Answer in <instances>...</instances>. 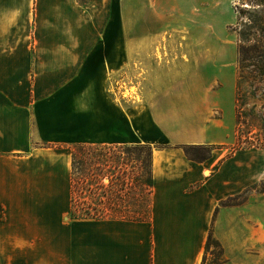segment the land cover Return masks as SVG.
<instances>
[{"label":"crops","instance_id":"crops-1","mask_svg":"<svg viewBox=\"0 0 264 264\" xmlns=\"http://www.w3.org/2000/svg\"><path fill=\"white\" fill-rule=\"evenodd\" d=\"M137 1L205 8L192 20L207 27L231 0ZM123 5L0 0V264H264V149L229 151L234 48L124 46ZM140 63L164 72L155 104L112 91ZM77 143L150 146L147 220L70 214ZM184 144L209 156L190 159Z\"/></svg>","mask_w":264,"mask_h":264},{"label":"rangeland","instance_id":"rangeland-1","mask_svg":"<svg viewBox=\"0 0 264 264\" xmlns=\"http://www.w3.org/2000/svg\"><path fill=\"white\" fill-rule=\"evenodd\" d=\"M259 1L231 0L227 4L229 9L227 5L218 8V16L223 19V23L207 24V27L206 24L201 26L200 22L192 20L194 15L201 19L207 12L205 8L137 6V0H124L122 7L124 46L155 49L166 46L234 48L236 122L230 152L245 148L264 149V6L258 4ZM239 32H243L244 37H240ZM144 67L140 63L134 69L128 67L123 70L117 77V83L112 82V91H123L125 102L133 100L142 105L155 104L166 90L163 85L164 72L147 71ZM204 146L206 148H200L194 155H207L210 146ZM99 149L97 147V152H105L107 157L120 156L133 161L137 156L143 158L147 148H130L135 154L124 153V147L106 148L105 151ZM71 151L72 146L70 154ZM132 161L127 163L128 166L134 164ZM133 171L137 172L138 168H133ZM219 251L217 244L210 241L206 258L210 260L212 253L217 254Z\"/></svg>","mask_w":264,"mask_h":264},{"label":"trees","instance_id":"trees-1","mask_svg":"<svg viewBox=\"0 0 264 264\" xmlns=\"http://www.w3.org/2000/svg\"><path fill=\"white\" fill-rule=\"evenodd\" d=\"M258 4L264 6V0H260ZM239 35L244 37L243 32H239ZM145 146L147 148L145 156L134 157L133 161L120 156L107 157L105 152H97V147L98 149L101 147L103 151L111 147H124V153H129L132 152L130 148L141 150ZM200 148L206 147L182 145L186 156L196 161L209 156V152L207 155H194ZM132 154L135 153L132 152ZM129 161L134 164L128 166ZM70 164V214L72 216L129 221H145L149 218L150 194L153 185L150 146L77 143L72 145ZM133 168H138V171L134 172ZM210 241L216 243L209 234L205 249L208 248Z\"/></svg>","mask_w":264,"mask_h":264},{"label":"bare ground","instance_id":"bare-ground-1","mask_svg":"<svg viewBox=\"0 0 264 264\" xmlns=\"http://www.w3.org/2000/svg\"><path fill=\"white\" fill-rule=\"evenodd\" d=\"M235 4V3H234Z\"/></svg>","mask_w":264,"mask_h":264}]
</instances>
